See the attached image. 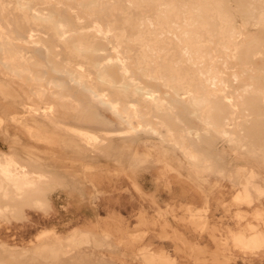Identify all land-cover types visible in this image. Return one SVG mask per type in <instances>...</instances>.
Here are the masks:
<instances>
[{
	"label": "rangeland",
	"instance_id": "rangeland-1",
	"mask_svg": "<svg viewBox=\"0 0 264 264\" xmlns=\"http://www.w3.org/2000/svg\"><path fill=\"white\" fill-rule=\"evenodd\" d=\"M0 264H264V0H0Z\"/></svg>",
	"mask_w": 264,
	"mask_h": 264
},
{
	"label": "bare ground",
	"instance_id": "bare-ground-1",
	"mask_svg": "<svg viewBox=\"0 0 264 264\" xmlns=\"http://www.w3.org/2000/svg\"><path fill=\"white\" fill-rule=\"evenodd\" d=\"M199 7V6H198ZM196 8V7H194ZM198 9V8H197ZM195 11V10H194ZM192 12V11H191ZM204 12V11H203ZM220 12V11H219ZM189 13V12H188ZM198 13V12H197ZM218 13V12H217ZM192 14V13H191ZM198 15V14H197ZM195 17H198V16H195ZM193 18V17H191ZM201 18V17H200ZM199 18V19H200ZM232 30V29H230ZM217 74V73H216ZM219 75V74H218ZM223 75V74H222ZM225 75V74H224ZM221 76V75H220ZM222 78V77H220ZM217 79L219 80V78L214 74V73H211L209 72L207 75H205V80L207 82V84H210V85H214V86H218V82H217ZM226 81V80H225ZM225 85H226V82H225ZM201 91V88L199 87H196L194 88L189 94H190V102H191V106L194 108V109H202L203 107H205L206 105V98H205V95L203 93L200 92ZM42 104V103H41ZM30 110V109H29ZM35 175V174H34ZM36 176V175H35ZM34 177V176H33Z\"/></svg>",
	"mask_w": 264,
	"mask_h": 264
},
{
	"label": "crops",
	"instance_id": "crops-1",
	"mask_svg": "<svg viewBox=\"0 0 264 264\" xmlns=\"http://www.w3.org/2000/svg\"><path fill=\"white\" fill-rule=\"evenodd\" d=\"M185 157V162L187 163V157L186 156H184Z\"/></svg>",
	"mask_w": 264,
	"mask_h": 264
}]
</instances>
